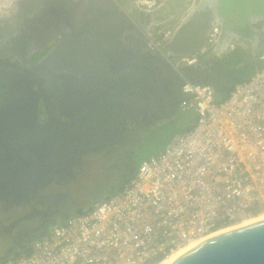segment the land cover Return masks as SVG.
<instances>
[{
  "label": "built area",
  "instance_id": "built-area-1",
  "mask_svg": "<svg viewBox=\"0 0 264 264\" xmlns=\"http://www.w3.org/2000/svg\"><path fill=\"white\" fill-rule=\"evenodd\" d=\"M185 6L188 13L194 5ZM156 0H134L150 11ZM212 27L205 44L217 41ZM171 30L154 27L145 48L162 57L180 80L178 108L196 117L161 151L138 163L118 189L57 221L28 253L4 264H156L170 252L264 213V52L250 77L217 100L209 84L192 83L181 69L196 62L167 57Z\"/></svg>",
  "mask_w": 264,
  "mask_h": 264
},
{
  "label": "flooded vegetation",
  "instance_id": "flooded-vegetation-1",
  "mask_svg": "<svg viewBox=\"0 0 264 264\" xmlns=\"http://www.w3.org/2000/svg\"><path fill=\"white\" fill-rule=\"evenodd\" d=\"M8 1L0 0V156L5 157L0 176V237L7 242L3 254L7 249L27 248L52 223L62 220L70 208L86 207L93 197L99 195L100 186L104 191L117 188L122 184L123 175L136 168L141 152L149 148L145 140L147 135L140 128L138 117L128 110H119L123 118L120 128L116 118L110 122L107 117H114L112 111L115 107L135 96L160 97L162 92L166 96L172 94L171 98L176 102L174 98L181 94L180 81L174 76L170 75L168 82L163 80L161 83H157L159 79L148 77L147 87H134L117 94V101L102 112L99 119L84 123L81 115L85 111L74 108L80 106L82 97L79 91L82 88L75 87L80 86L84 74L78 72V75L71 74L62 79L60 71L54 65H48L50 61L46 59L57 42L71 39L69 35L60 38L47 36L53 27L69 26V14L77 13L74 7L66 5L64 0ZM51 2L58 8H52ZM107 8L113 10L111 6ZM85 17L90 15L87 13ZM37 45L42 46L43 52H39L36 59L35 54L31 55L28 62L21 60L17 63L8 53L10 49L20 51L26 46ZM65 55L63 60L69 58L67 52ZM246 57L247 54L237 60L239 56L234 54L225 61H239L232 70L253 73V63ZM61 62L59 60L58 66ZM79 64L75 62L74 66ZM223 65L221 61L218 64L213 61L210 66L215 71L207 79L218 90L224 80ZM72 76L80 81H75ZM185 79L189 81L187 77ZM68 84L75 86L74 89ZM35 109L39 114L33 112ZM67 112H74V116ZM53 114L61 122L69 123L68 132L64 124L53 119ZM132 122H135L134 129L128 128ZM95 163L100 169L92 171ZM89 175L92 178L90 187L95 190L91 195L81 190L83 180ZM57 193H68L71 200L53 202ZM77 194L80 198L74 197ZM35 213L41 215L26 217Z\"/></svg>",
  "mask_w": 264,
  "mask_h": 264
},
{
  "label": "water",
  "instance_id": "water-1",
  "mask_svg": "<svg viewBox=\"0 0 264 264\" xmlns=\"http://www.w3.org/2000/svg\"><path fill=\"white\" fill-rule=\"evenodd\" d=\"M47 1L49 2V0ZM64 1L66 5L74 7L77 13L69 14L71 23L68 24L67 28L53 27L48 31L49 36L47 37H64V35L57 33L60 29L65 32L66 37L69 35L71 39L67 41L64 39L61 43L57 42L46 59L54 60L56 59L55 56H58V58L66 56L65 52L68 53V59L71 61L84 59L77 62L85 63L83 64L84 69L79 72H82L83 76L86 75V79L83 77L80 81L76 76L71 78L77 82H83V88L79 91L82 97L79 101L80 106L74 108L76 111H85V113H82L81 119L87 124L99 119L98 117L102 112L113 106V102L117 101V94L134 87L143 89L147 86L145 85L147 77L146 74L142 73V67L124 60L126 58H121L119 55L113 57L110 54L113 49L124 47L121 39H124L125 35L133 37L134 40L137 38V31H133V27L131 31L129 29L130 25L125 19V13L132 21L147 31L151 26L165 24L177 17L190 0H163L157 8L150 11L135 8L134 0ZM50 5L52 8H58L52 2ZM109 6H111L113 12L107 8ZM119 7L124 11H120ZM83 11L84 13H82ZM87 13L90 17H85ZM259 22H264V0H199L193 9L185 13L179 25L173 30L171 37L164 42L162 50L170 58L191 57L204 44L212 27L218 25L220 33L217 38V45L235 40L248 43L250 50L246 58L253 63V69L257 70L261 66L259 56L264 52V28L254 26ZM193 24H196L197 28H193ZM193 31H196V33ZM67 44L69 45L65 46ZM63 49H65V52H62ZM37 51L43 52L42 46L36 47L26 55L30 58ZM156 57V61L160 63L158 68L162 73L157 83H161L163 80L168 82L170 75L176 76V79L180 81L167 62L158 55ZM97 61H100L101 65ZM67 64L70 63L67 62ZM94 65H97L100 69L97 66L94 67ZM54 66L59 71L63 69L60 65L58 66V62ZM69 66L71 65L64 66V69ZM73 70L74 68L71 74L78 75V69ZM95 70L99 73L96 74L100 78L98 81H94L93 73ZM222 71L224 77L220 89L222 95L228 91L234 82L246 79L252 74L248 70L244 72L230 70L226 64L223 65ZM100 74H102V78ZM110 75L111 77H109ZM88 78L89 80H87ZM84 81L88 84L85 85ZM211 86L213 87L212 84ZM68 87L74 89L75 86L68 84ZM132 102H135L133 98H129L127 103L115 107V110L112 111L114 117H107V119L110 118L109 121L112 122L116 118L120 128L123 124V118L119 114L120 108H122V111L128 110V113L133 114L138 119H143L147 108L136 111V107L134 110L133 105H129ZM162 109L158 108L157 112ZM67 113L74 116V112ZM106 113L110 114L109 112ZM53 119L61 122L55 115H53ZM61 123L64 124L63 126L68 132L69 123ZM140 125L144 133V124L140 122ZM134 171L135 169L132 168L127 174L123 175V181L129 178ZM110 190H113V188ZM53 200V202L62 203L71 200V197L68 193H57L53 196ZM39 215L41 214L35 213L26 217ZM66 216L67 214L63 217L66 218ZM10 252L11 249L7 251L1 260H4ZM169 264H264V220L208 237L182 253Z\"/></svg>",
  "mask_w": 264,
  "mask_h": 264
},
{
  "label": "crops",
  "instance_id": "crops-1",
  "mask_svg": "<svg viewBox=\"0 0 264 264\" xmlns=\"http://www.w3.org/2000/svg\"><path fill=\"white\" fill-rule=\"evenodd\" d=\"M254 26H256V25H254ZM121 41L123 42L124 47L113 49V51L110 52V54L113 57L119 55V56H121V58H126L124 60H127L133 64H136V65H139L140 67H142V69H143L142 73L146 74V77H147L146 80L147 81H149L148 77H154L157 80L161 78L160 76L162 73L160 71V68H158V66H159L158 64H160V63H158L156 61L157 57H156V55H153V54H152V56H148V54H151V53H149V51L145 48L143 42H141L140 40L137 41V38H136V40H134L133 37L127 38L126 35H125L124 39H121ZM216 42L211 44V45L204 43L196 53V62L192 66L182 68L184 74L189 79V81H191L192 83L211 85V83L208 82L207 79L209 77H211V73L213 71H215L214 67L210 66L213 61L217 62V64L219 63V61H221V63L226 64L228 66V68L230 70H232L234 68L233 64L234 63L237 64L239 61H232V60L225 61V60L229 59L231 57V55H234V54H237L238 56L241 54V57H245V55L248 54V53H246L244 48H242V46L236 44L235 41H230V42L224 43V44L219 45V46L217 45ZM122 50L127 51L128 54L122 56V54H121ZM204 55H206V56L203 57ZM152 57H154V58H152ZM237 60H239V58ZM97 62L100 63V65H101L100 61H97ZM94 64H96V63H94ZM95 66H97V65H94V67ZM80 68H81V70H83L84 66L82 65ZM98 69H100V68L98 67ZM187 72H189V74ZM96 74L97 75L99 74L97 72V70H95L93 73L94 81H98L100 79L99 76L97 77ZM100 75L102 78V74H100ZM83 77H84V79H86V75ZM109 77H111V75ZM174 77L176 78V76H174ZM87 80H89V78ZM147 83H145V85H147ZM145 87H147V86H145ZM148 91L150 92V88L148 89ZM166 91L169 93L168 90H166ZM171 96H172V94H169L168 96H166V95L162 94V92H160V97H153V98H150V97L145 98L143 96L142 97H138V96L132 97L133 101H135V102H132L129 105H133L134 110H135V107L137 108L136 111L141 110L143 108H147L145 110V114L143 116V119L137 118L138 122H142L144 124V134L147 135L145 138L147 143L150 140L148 138H151L155 132L164 129L163 126L165 125V122L173 123L171 118L177 112V106H178V104L182 98L181 97L182 94H180L179 98H177V97L174 98L176 100V102H174V100H173V98H171ZM156 105H158V106H156ZM158 108H163V109L160 112H157ZM147 117H149V118L147 119ZM147 120L149 122H146ZM194 120L190 121L186 127H182V129H180L179 132H182V131L188 129L193 124ZM134 127H135V122H132V123H130L128 128L134 129ZM163 147H156L155 145L154 146L150 145L149 148L146 149L148 151V154L146 156H144L143 159H145L151 155H155V154L159 153ZM91 159H93L94 161L96 160V158H91ZM109 192H111V191L110 190L104 191V192H102V194L100 193L99 195H97V197L95 199H97L99 196L105 195ZM95 199H91L89 201V203H91Z\"/></svg>",
  "mask_w": 264,
  "mask_h": 264
},
{
  "label": "rangeland",
  "instance_id": "rangeland-1",
  "mask_svg": "<svg viewBox=\"0 0 264 264\" xmlns=\"http://www.w3.org/2000/svg\"><path fill=\"white\" fill-rule=\"evenodd\" d=\"M159 4L163 1V0H156ZM192 1H195V3H194V5H193V8L198 4V2H199V0H190L185 6H187V5H189ZM185 6H184V8H185ZM135 8H137V7H135ZM183 8V11L181 12V14H179L177 17H175L174 19H172V20H170L169 22H167V23H165V24H161V25H157V27L158 28H161V29H165V30H171V32H173V30L179 25V23L181 22V20H182V18H183V16L185 15V9ZM192 8V9H193ZM138 9V8H137ZM119 10L120 11H124L121 7H119ZM140 10V9H139ZM125 19L127 20V22L129 23V25H130V27H129V29H130V31H131V28L133 27V31H137V40H140L141 42H143L144 43V41H145V36L146 35H149V34H151L152 33V30H153V28L155 27H150L149 28V30H147V31H145L141 26H139L137 23H135L134 21H132L131 20V18L127 15V13H125ZM127 24V23H126ZM256 26L257 27H259V28H264V22H259V23H256ZM67 28V27H66ZM63 30H59V33L58 34H62V35H64V36H66L65 35V32H62ZM64 31H66V30H64ZM139 31V32H138ZM124 35V34H123ZM54 37H56V36H54ZM142 37V38H141ZM50 38V37H49ZM57 38V37H56ZM127 38H130V36H127ZM235 43L236 44H238V45H240V46H242V48H244V50L246 51V53H248L249 52V50H250V48H249V45H248V43H245V42H243V41H241V40H235ZM39 46V45H38ZM36 48V46L35 47H28V46H26L24 49H20V51L18 50V49H16V48H14V49H10V52H8L9 53V55H11V57H12V60H13V58L15 59L14 61L15 62H19V61H21V60H23V61H29V57H27V55L26 54H28L31 50H34ZM200 49V48H199ZM243 50V49H242ZM40 51H37V52H35L34 54H35V58L34 59H36V55L39 53ZM60 53V52H59ZM58 53V54H59ZM121 54H122V56H124V55H126V54H128L127 53V51H125V50H122L121 51ZM152 54H154V53H152ZM60 55V54H59ZM156 55V54H155ZM66 56H60L59 58H58V56H55V58L56 59H54V60H49L50 62H48V65H55L56 64V62H59V60H61L62 62L60 63V67L61 68H63L61 71H60V75H61V77H62V79L64 78H66V77H68V76H70L69 74H71L72 72V69H73V67L74 68H77L78 69V72L81 70V66H82V64H79L80 66H78V65H76V66H74V63L75 62H77V61H81V60H84L83 58H80V59H78V60H75L73 63L72 62H70V61H68V59L67 60H63L62 58H65ZM67 62H69L70 64H67ZM83 63V62H82ZM67 65H71V66H69V67H67V68H65L64 69V66H67ZM86 83L88 84V82H86V81H84V84L86 85ZM78 86V85H77ZM75 88H77V89H79V88H83V85H82V83H80V86L79 87H75ZM192 111H187V112H179V111H177L176 113H175V115L171 118L172 119V121H173V123H169V122H165V125L163 126V130H160V131H157V132H155L153 135H152V137L150 138V140L148 141V144L149 145H155L156 147H163L167 142H168V140L170 139V137L172 136V135H174V134H176V133H178L179 132V130L180 129H182V127H186L187 125H188V123L190 122V121H192V120H194L195 119V117H196V114H195V111L193 110V109H191ZM37 112L38 113V109H35V110H33V112ZM39 114V113H38ZM55 114V113H54ZM53 114V115H54ZM56 115V114H55ZM53 117V116H52ZM58 118V117H57ZM4 125V124H3ZM4 126H7L6 124L4 125ZM148 154V151L147 150H145V151H143V152H141V156H140V159H139V161H142L143 160V157L144 156H146ZM4 158L5 157H1L0 156V176H2V174H1V172H3V165H4ZM16 163V162H15ZM93 167L95 168V169H93V168H91L92 169V171H96V170H99L100 168V166H98V164L97 163H95L94 165H93ZM92 173V172H91ZM89 182H88V181ZM92 182V178H91V175H89V178L88 179H85V180H83V182H84V184L81 186V190H83L86 194H92L93 192H95V190H94V188H92V187H90V185H91V182ZM82 182V183H83ZM103 186L105 185V183L103 182V183H101ZM93 186V185H92ZM98 191H100L99 192V194L101 193L102 194V192H104V188H102V186H100L99 187V190ZM110 191H112V190H110ZM110 193V192H109ZM108 194V193H107ZM98 195V194H97ZM97 195L95 196V197H93V199H95L96 197H97ZM106 195V194H105ZM76 195H74V197H75ZM103 196V195H102ZM101 196H99L97 199H99ZM96 199V200H97ZM95 200V201H96ZM94 202V201H93ZM92 203V202H91ZM90 204V203H89ZM89 204H87V205H89ZM73 209L72 208H70L69 209V211H68V213H67V215L68 214H70L71 212H73L72 211ZM54 223H56V222H54ZM54 223H52V224H54ZM6 246H7V242H6V240L4 239V238H2V237H0V253L4 250V249H6ZM15 252V250L13 251V253Z\"/></svg>",
  "mask_w": 264,
  "mask_h": 264
},
{
  "label": "bare ground",
  "instance_id": "bare-ground-1",
  "mask_svg": "<svg viewBox=\"0 0 264 264\" xmlns=\"http://www.w3.org/2000/svg\"><path fill=\"white\" fill-rule=\"evenodd\" d=\"M8 1V0H7ZM9 2V1H8ZM2 6V5H1ZM193 28H197V26H196V24H193ZM194 33H196V31H193ZM112 191H114V190H112ZM111 191V192H112ZM95 202V201H94ZM94 202H92V203H90L89 205H91V204H93ZM88 206V205H87ZM81 209V208H80ZM72 213H74V212H71L70 214H72ZM70 214H68L67 216H66V218L70 215ZM65 218L63 217L62 218V220H64ZM261 220H264V213L263 214H260L259 216H257V217H254V218H252V219H247L246 221H243V222H241L240 224H238L236 227H232V228H229V229H225V230H223V231H221V232H219V233H216V234H220V233H223V232H226V231H228V230H232V229H235V228H238V227H241V226H244V225H247V224H251V223H254V222H257V221H261ZM61 221V220H60ZM44 232V231H43ZM43 232H42V234H43ZM41 234V235H42ZM216 234H214V235H216ZM40 235V236H41ZM39 236V237H40ZM213 236V235H212ZM199 242H201V241H198V242H196V243H192V244H190V245H188V246H186V247H183V248H180V249H178V250H174V251H172V252H170L165 258H163L161 261H159L158 263H156V264H169L171 261H173L175 258H177L178 256H180L182 253H184L185 251H187V250H189L190 248H192L193 246H195L196 244H198ZM9 249H7L6 250V252L2 255V257L3 256H5L6 255V253H7V251H8ZM16 255H18L17 253L16 254H13V250H11V252H10V254L4 259V260H1V258L2 257H0V264H4L10 257H12V256H16Z\"/></svg>",
  "mask_w": 264,
  "mask_h": 264
},
{
  "label": "trees",
  "instance_id": "trees-1",
  "mask_svg": "<svg viewBox=\"0 0 264 264\" xmlns=\"http://www.w3.org/2000/svg\"><path fill=\"white\" fill-rule=\"evenodd\" d=\"M241 53V52H240ZM240 57H239V59L241 58V54L239 55ZM241 62V61H240ZM235 64L236 63H234L233 64V66H235ZM183 68H185V67H183ZM254 70V69H253ZM255 71V70H254ZM253 71V72H254ZM181 72H182V74H183V76H184V78L186 77V75L184 74V72H183V69H181ZM176 74V73H175ZM214 87V89H215V98L217 99V100H221V99H223L225 96H226V93H224L223 95L220 93V90H218L215 86H213ZM182 94V93H181ZM182 98H181V100H180V102L182 101V99H183V95L181 96ZM179 102V103H180ZM179 105V104H178ZM177 111H179V112H187V111H192L191 110V108H187V109H184V110H181V109H179L178 108V106H177ZM190 128V127H189ZM187 130V129H186ZM148 139H150V138H148ZM148 144V143H147ZM150 145H148V147H149ZM119 187H117V188H114L115 190L116 189H118ZM113 189V190H114ZM83 192H81V194H82ZM76 196H78L79 198H80V195L79 194H77ZM96 200V199H95ZM94 200V201H95ZM93 202V201H92ZM82 209V208H81ZM81 209H80V207H77V208H74L72 211L73 212H80L81 211ZM42 234V233H41ZM40 234V235H41ZM28 251H29V246L27 247V248H24L23 250H15V252L13 253V254H18V253H20V252H23V253H28ZM2 254L3 253H0V257H2Z\"/></svg>",
  "mask_w": 264,
  "mask_h": 264
},
{
  "label": "clouds",
  "instance_id": "clouds-1",
  "mask_svg": "<svg viewBox=\"0 0 264 264\" xmlns=\"http://www.w3.org/2000/svg\"><path fill=\"white\" fill-rule=\"evenodd\" d=\"M155 27H157V26H155ZM144 46H145V43H144ZM36 47H38V45H37ZM156 55H157V54H156Z\"/></svg>",
  "mask_w": 264,
  "mask_h": 264
}]
</instances>
